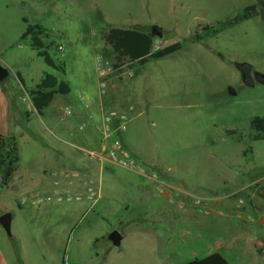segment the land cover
Here are the masks:
<instances>
[{
  "label": "rangeland",
  "instance_id": "rangeland-1",
  "mask_svg": "<svg viewBox=\"0 0 264 264\" xmlns=\"http://www.w3.org/2000/svg\"><path fill=\"white\" fill-rule=\"evenodd\" d=\"M247 7L253 12L249 19L216 35L201 33ZM262 9L264 0H0V65L8 72L0 82V119H6L5 128L14 137L20 135L15 175L25 170L39 174L54 166L57 155L46 142L52 139L49 128L58 119L74 118L69 98L61 95L41 115L32 110L26 90L51 73L69 82L70 96L94 114L92 119H103L106 111L134 119L124 133L134 126L141 152L136 163L149 166L145 173L157 180L107 170L98 204L92 207L81 199L34 209L23 199L39 188L0 189V216H13L10 234L0 226L2 259L7 264H134L145 256L149 264H179L217 245L230 264H264V198L259 194L264 139L252 138L250 124L255 117L264 118V84L243 85L236 67L247 63L264 75ZM27 25L45 30L42 40L50 56L65 64L64 75L36 56L29 37L20 38ZM153 26L162 30V37L153 36L151 49L178 43L180 50L142 66L124 60L109 76L120 79L133 68V80L112 83L108 76L100 90L98 61L114 63L104 34L110 28L150 33ZM106 93L113 109L94 113L92 106L87 108L82 95ZM27 108L33 111L28 125ZM165 185L172 186L173 197ZM50 195L36 198L43 202ZM166 195L170 215L144 227L141 236L132 230L138 228L126 227L138 211L165 208ZM187 207L192 214L179 216ZM210 211L225 216L218 229ZM127 228L124 242L113 246L109 235Z\"/></svg>",
  "mask_w": 264,
  "mask_h": 264
},
{
  "label": "crops",
  "instance_id": "crops-1",
  "mask_svg": "<svg viewBox=\"0 0 264 264\" xmlns=\"http://www.w3.org/2000/svg\"><path fill=\"white\" fill-rule=\"evenodd\" d=\"M58 50H63V47L61 45H58ZM156 50H158V48ZM155 51L151 49V52H155ZM96 70H97V75H98V69ZM113 72L114 70L112 71V73ZM55 73H58V72H55ZM135 76H136L135 70H133L132 68V74L128 75L126 72V77H120V79L119 77H116L114 75H112L111 77L109 76V77L112 83L120 82L121 84L124 83L125 85H127L133 80ZM57 80H63V79L57 78ZM0 95L1 96L3 95L1 86H0ZM70 95H71V88H70L69 93L61 95V96H66L69 98V104H71L70 106H72V109H73L72 113L74 114V118L73 119H68V118L58 119V121L52 125L53 130L49 128V132L51 134L52 139H50L49 141H46L49 147L52 149V151L56 153L55 155H57V157L54 158L53 160L54 166H51L49 170L43 171L42 173H39V174H36L32 170H29V171L25 170V172H20L15 175V173L17 172V168H16L15 172L12 174V177L7 185L8 189L11 190V187H15L17 189L19 188L21 189L22 187L39 188L36 192H32L29 195L25 193V195H28L27 196L28 198L25 197L26 199L23 204L30 201L31 202L29 203L30 208L34 207V209H44L45 207H50V209H54L56 207L62 206L66 202H60V203L46 202V201L42 202V201H37L36 196L45 195V194H48V195L53 194L55 191H60L61 193L72 192L74 194L84 195L85 193L84 189H85L86 184L93 181L94 183L96 182L97 184H99V186H101L102 178L105 172L107 170L111 171L113 168H119L127 172H131L147 180L148 182H152V183L157 182L156 179L148 176L145 173L151 170V168L149 169V166H146L145 164L144 166H142L141 164L140 165L136 164L134 169H129L127 167H122L118 164H115L114 162L108 159L89 158L86 155L82 154V152L79 149H85L87 151L94 152L97 154H105V152L109 149L111 145L112 138L110 137L108 139H104L102 136L103 119H92L94 114L89 115V112H86V110H84V107L77 103V99L73 98ZM82 96L85 99H87L86 100V102L88 103L87 108H89V106H92L90 109H92L94 113H96L95 111L100 113L104 111V109H113V106L111 107L109 106L111 105L110 104L111 100H110L109 95H107V93L103 95H99V96H90V95L89 96L82 95ZM53 99L47 108L50 107L51 103L53 102ZM32 110H34L33 106H32ZM32 110L27 108L26 111H24V114L26 117L25 119L26 125H28L32 121V119H30L32 112H33ZM5 120L6 119H0V136L13 137L15 139L20 138V135L16 134V137H14L12 131L8 132L6 130ZM133 120L134 119H130L129 123L131 124ZM130 129L131 131L130 132L127 131L126 133L113 132L112 137L119 138L123 146L130 152V154L135 159V161H137L136 157L137 158L141 157V152H139L138 149L136 148V142H135L134 134L137 133V131L134 128V126H131V125L129 126V130ZM76 138H81V141H76L75 140ZM14 175L15 177L14 179H12ZM97 184H94V185L97 186ZM7 187L2 189V191L8 190ZM165 187L169 188L170 196L173 197V195L176 194V193H172L173 191L171 190L172 186L165 185ZM82 190H84V192H81ZM100 194H101V187H100ZM168 198H167V195H166V198L164 197V200L166 201V204L164 203L165 208H161L158 213H155V212L145 213L142 210L134 213L132 217L127 219L128 221L126 222V227H129V226L136 227L138 229H132L133 232H136L139 236L143 235V230L145 229L144 227L153 225L154 221H156L161 215L168 216L171 214L170 205L169 203H167ZM34 202L38 204L32 206V203ZM87 203L89 204V207H92L95 204H98V200L95 203L91 204L86 199L85 204ZM22 206H23L22 204H19V203L17 204L18 209H22ZM188 208H191V207H187L186 209H184L183 210L184 212L179 214V216L183 214H185L186 216L192 214L191 213L192 211L189 210ZM209 213L211 214L213 213L214 219L216 221L217 229H218V226L220 227L221 224L226 222L223 219V217L225 216L220 215V213L214 212V211H210ZM12 219H11V222H12ZM148 221H150L151 223L149 224ZM126 230L127 231H123L119 233L121 235V240L118 246H120L121 243H123L124 240L126 239V233L127 235L130 233V231H128V228ZM109 242L111 241L109 240ZM216 247L208 246L206 251L195 252L193 253L192 257L203 258L213 253H219L218 247L217 248ZM146 259L148 258L144 256L143 261L141 263H134V264H149L148 263L149 260H146ZM183 263H179V264H183ZM0 264H7L2 259L1 255H0ZM116 264H122V262H118Z\"/></svg>",
  "mask_w": 264,
  "mask_h": 264
},
{
  "label": "trees",
  "instance_id": "trees-1",
  "mask_svg": "<svg viewBox=\"0 0 264 264\" xmlns=\"http://www.w3.org/2000/svg\"><path fill=\"white\" fill-rule=\"evenodd\" d=\"M253 16V12L249 7L237 15L236 17L221 22L215 28L209 29L204 27L201 33L219 34L221 31L236 25ZM24 22H26L24 20ZM44 31L40 26L27 25L21 39L29 37L30 48L35 51L36 56L41 58L44 64L55 72L65 74V64L56 62L48 53V45L42 40ZM153 35L143 32L138 29H120L110 28L104 34L105 43L111 48L114 53V70L121 69L124 60L137 62L138 65H144L150 59H159L180 50L181 46L174 43L162 47L155 52H151ZM18 80L23 84L19 74H16ZM30 97L34 110L41 115L46 109L53 97L57 94L64 95L70 92V85L63 80H57L56 76L51 73H45L43 78L33 89L26 90ZM253 131L252 138L254 140L264 139V118L255 117L250 122ZM19 161L18 144L13 137L0 136V189L7 187L12 174L15 172ZM259 194L264 198V185L259 186ZM64 264V261H63ZM183 264H229L228 261L219 253H213L203 258H194Z\"/></svg>",
  "mask_w": 264,
  "mask_h": 264
},
{
  "label": "built area",
  "instance_id": "built-area-1",
  "mask_svg": "<svg viewBox=\"0 0 264 264\" xmlns=\"http://www.w3.org/2000/svg\"><path fill=\"white\" fill-rule=\"evenodd\" d=\"M99 66L98 69V76L101 79L99 84L100 90H104L105 87V80L113 71L112 66L108 61H105L103 58L98 61ZM103 123H102V136L104 139L112 138L111 145L109 149L105 152V154H97L94 152L87 151L85 149H79L84 155L89 158H100V159H108L115 164H118L122 167H127L129 169H134L135 165L137 164L135 159L132 157L130 152L123 146L121 140L119 138H113L112 133H124L127 130V125L129 120L127 115L124 113H119L116 111H106L103 112ZM116 118V119H114ZM68 192L61 193L60 191H55L53 194L46 198V202H69L72 200H81L87 199L91 204L95 203L100 198V186L97 184L95 186L93 183H88L85 186V193L84 195L76 194L75 196H71L67 194ZM67 194L66 196H63ZM23 202L25 200L23 199ZM181 205H178L180 208ZM65 264V263H64Z\"/></svg>",
  "mask_w": 264,
  "mask_h": 264
},
{
  "label": "water",
  "instance_id": "water-1",
  "mask_svg": "<svg viewBox=\"0 0 264 264\" xmlns=\"http://www.w3.org/2000/svg\"><path fill=\"white\" fill-rule=\"evenodd\" d=\"M261 19H264V10H260ZM151 34L153 36L162 37V30L157 27L153 26L151 28ZM237 69L241 73L242 84L245 86L253 87L255 82L264 84V75L253 72L252 66L247 63L238 64ZM8 77L7 70L0 65V82ZM229 92L234 94L232 89H229ZM12 216L10 213H4L0 216V226L6 231L7 234H10V224H11ZM109 240L112 242L114 246H118L120 244L121 235L117 231H113L109 235Z\"/></svg>",
  "mask_w": 264,
  "mask_h": 264
}]
</instances>
